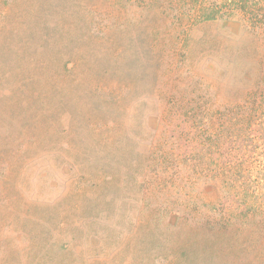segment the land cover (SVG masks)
I'll return each mask as SVG.
<instances>
[{
	"label": "rangeland",
	"instance_id": "obj_1",
	"mask_svg": "<svg viewBox=\"0 0 264 264\" xmlns=\"http://www.w3.org/2000/svg\"><path fill=\"white\" fill-rule=\"evenodd\" d=\"M262 14L0 0V264H264Z\"/></svg>",
	"mask_w": 264,
	"mask_h": 264
},
{
	"label": "trees",
	"instance_id": "obj_2",
	"mask_svg": "<svg viewBox=\"0 0 264 264\" xmlns=\"http://www.w3.org/2000/svg\"><path fill=\"white\" fill-rule=\"evenodd\" d=\"M259 20L260 22L264 25V14H262L260 17H259ZM258 92L261 94H259L260 96H264V82H262V80L259 81V87H258ZM264 141V140H263ZM263 146V143H261L259 146H255V150H259L261 147ZM251 148H253L252 144L250 146ZM253 152H254V148H253ZM264 155V147L261 148V150H259V152L257 153V156H262ZM263 158V161L259 163L261 169H259V166H258V170H257V174L256 176H258V179L259 177L262 178L264 180V157ZM260 182V180H259ZM260 185V188L263 186L262 184H258V186ZM250 188V186H249ZM246 195H244V198H251L250 196V193L249 192H246L245 193ZM255 204H256V209L253 207L251 209V207H249V210L250 211H255V214L257 216H259V218L261 216H264V187H263V192L261 194H256L255 196ZM254 213V212H253Z\"/></svg>",
	"mask_w": 264,
	"mask_h": 264
}]
</instances>
